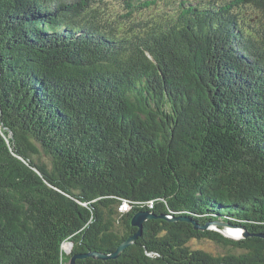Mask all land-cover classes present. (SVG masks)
<instances>
[{"label":"trees","instance_id":"obj_1","mask_svg":"<svg viewBox=\"0 0 264 264\" xmlns=\"http://www.w3.org/2000/svg\"><path fill=\"white\" fill-rule=\"evenodd\" d=\"M140 210L75 264H264V0H0V264L111 253Z\"/></svg>","mask_w":264,"mask_h":264},{"label":"water","instance_id":"obj_2","mask_svg":"<svg viewBox=\"0 0 264 264\" xmlns=\"http://www.w3.org/2000/svg\"><path fill=\"white\" fill-rule=\"evenodd\" d=\"M9 136H11L10 132H9ZM155 217H157V216L154 215L153 213L149 212V211H146V210L137 211L132 216L131 225L134 227H137L138 230L135 233H133L132 235H130L128 238H126L123 242H121L113 252L105 253V252H101V251H90V252H87L84 254H75L70 258L69 264H75L76 259L84 258V257H88V256L93 257V258H98L101 260L117 258L121 254V252H123V250L125 248H127L129 245L133 244L136 241V239L141 235L143 222L145 220L155 218ZM163 217L167 218L165 216H163ZM170 220H172V221H175V220L190 221V222L194 223V227L196 229H200V230L213 229L215 226L217 227V229H218V227L230 226L232 228H240L243 231L242 232L243 236L247 235V233L245 232L243 227L232 226L231 224H229L227 222H223V221H208V222L204 223L203 225H198L196 223V221H193L190 217H186V216L173 217V218H170ZM221 232L223 233V231H221ZM225 236H227L231 239H236V238L228 236V235H225ZM263 237H264V235H263Z\"/></svg>","mask_w":264,"mask_h":264},{"label":"rangeland","instance_id":"obj_3","mask_svg":"<svg viewBox=\"0 0 264 264\" xmlns=\"http://www.w3.org/2000/svg\"><path fill=\"white\" fill-rule=\"evenodd\" d=\"M160 4H162V3H160ZM163 5V4H162ZM161 5V6H162ZM213 228V227H212ZM215 229H217V227L215 226L214 227ZM213 228V229H214ZM238 230V231H237ZM223 232L225 233V234H227L228 236L230 235H232L233 237H236V238H238V239H240V238H242L243 237V233H241V231H240V228H232V227H230V226H225L224 227V230H223ZM243 232V231H242ZM189 244H190V246L192 247V248H201V249H204V250H206V251H210V252H212V253H214V254H219V255H223V254H225V249L224 248H222L221 246H218V245H216V244H214L213 242H210V241H207V240H198V241H196V240H191L190 242H189ZM69 248V246L66 244V245H64V249L65 250H68V248ZM65 264H69V262H66Z\"/></svg>","mask_w":264,"mask_h":264},{"label":"built area","instance_id":"obj_4","mask_svg":"<svg viewBox=\"0 0 264 264\" xmlns=\"http://www.w3.org/2000/svg\"><path fill=\"white\" fill-rule=\"evenodd\" d=\"M147 203H148L149 207H152V202L151 201H149ZM130 207H131L130 204L126 200H123L121 202L120 208H121L122 211H128L130 209Z\"/></svg>","mask_w":264,"mask_h":264},{"label":"bare ground","instance_id":"obj_5","mask_svg":"<svg viewBox=\"0 0 264 264\" xmlns=\"http://www.w3.org/2000/svg\"><path fill=\"white\" fill-rule=\"evenodd\" d=\"M238 231V230H237ZM225 235H227V234H225ZM230 236V235H229ZM231 237H233L232 235H231ZM234 238H236V237H234ZM237 239V238H236ZM68 248V247H67Z\"/></svg>","mask_w":264,"mask_h":264}]
</instances>
